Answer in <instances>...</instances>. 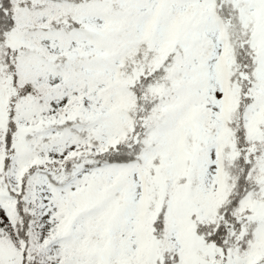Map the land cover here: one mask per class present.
Masks as SVG:
<instances>
[{
    "label": "rangeland",
    "instance_id": "374dc122",
    "mask_svg": "<svg viewBox=\"0 0 264 264\" xmlns=\"http://www.w3.org/2000/svg\"><path fill=\"white\" fill-rule=\"evenodd\" d=\"M59 1L58 14L48 19L47 10L38 8L42 0H0V185L10 204L9 210L0 204V220L11 231L0 237V264H33L37 254L44 262L53 254L59 264H129L133 259L127 253L143 241L142 264H172L176 255L179 264H264V0H157L150 33L136 51L119 38L124 17L140 0ZM231 7L239 21L233 25L237 44L222 66L211 61L208 75L216 98L223 96L226 82L231 91L223 166L215 168L206 161L212 140L203 113L190 108L181 81L167 78L166 64L175 47L186 51L188 27ZM173 17L169 46L154 50L158 25L164 23L162 31H168L165 22ZM70 27L94 43L61 51L48 32ZM205 31L218 36L215 25ZM31 52L60 76H48L50 82L40 78L41 66L23 58ZM125 52L116 79L124 97L116 108L110 92L99 90L114 77L112 66L104 71L92 63L112 65ZM73 74L84 82L72 81ZM67 83L75 92L83 86L86 93L69 103L54 102L56 87ZM172 113L180 118L181 135L173 130L159 140L154 128ZM112 154L138 159L145 174V195L136 182L132 205L143 200L145 212L138 217L129 209L128 223L124 199L114 196L128 169L116 179L115 171L108 178L89 171L108 164ZM79 164L85 168L68 181ZM105 179L115 181L106 186ZM198 181L205 187L213 181L217 196L200 198ZM59 203L64 217L50 222ZM91 210L102 212L105 235L88 236L84 248L70 255L66 238L78 231L80 215ZM176 215L190 221L181 234L172 227ZM23 223L28 228L17 237L13 230Z\"/></svg>",
    "mask_w": 264,
    "mask_h": 264
},
{
    "label": "trees",
    "instance_id": "16d2710c",
    "mask_svg": "<svg viewBox=\"0 0 264 264\" xmlns=\"http://www.w3.org/2000/svg\"><path fill=\"white\" fill-rule=\"evenodd\" d=\"M139 6L136 9L124 17V25L125 31L124 34L119 38L120 42H128L130 46L134 48V51L137 50L140 46L144 45L146 39L150 33L153 21V15L155 14V10L157 8V0H140ZM215 2L216 0H207L208 3ZM59 0H42L40 6L38 8H43V10H47L45 12L46 18H53L54 15L58 14L60 7ZM53 7V11L50 12V8ZM55 7V8H54ZM92 9H95V5L91 6ZM223 8L222 10H218L215 14H206L204 19L200 20L198 23L188 27V39L186 43V51L184 52L180 47H175L172 51L171 57L169 58V62L166 64L168 69L167 78L170 79H178L184 84V93L189 98V106L190 108H196L202 111L203 116L205 118V122L210 128V138L211 144L209 145L208 154L206 157L207 162L214 163L215 168L223 166V141L222 137L227 131L229 126V110L231 103V91L228 82L225 83V91L222 97L216 98L212 93V84L209 82V70L212 65V60H217L215 63L217 66H222L224 57L227 56L229 48L234 46L236 43L235 40V29L233 25L238 26L239 21L235 15L234 8H230L227 10ZM1 16V12H0ZM228 17V19H227ZM1 22V19H0ZM176 22V17L168 19L165 24L168 28V31H162L161 23L158 25V34L157 39L153 44V49L158 51L161 49H165L170 44V40L166 38V35L169 31L172 30L173 25ZM209 24L215 25L218 27V36L215 38L208 34L205 29ZM51 32V33H50ZM48 32L50 35L56 37L59 40L58 47L61 51L65 52L69 50L71 47H79L83 44V42H93L94 39L84 32L81 29H76L74 27L70 28H59L57 30H52ZM70 40L73 43H70ZM128 52V51H126ZM123 53L117 56V61L112 65L106 61H100L99 63H92V65H97V67L103 68L105 71L107 68L111 67L114 70V77L111 81H105L104 84L99 85L100 91H109V102L112 103L116 108H120L123 95V89L116 84V79H118V74L120 67L125 62V56L127 53ZM23 58L30 64L35 66H41V71L39 73L40 78H44L47 81L50 79L48 76H60V72L48 66L44 60L31 52L28 55H24ZM214 60V61H215ZM84 79L80 76L72 75V81ZM56 80L51 81V83H56ZM90 86L94 89L96 86L95 82H90ZM67 88L65 90L64 88ZM83 86L78 85L76 92L73 90V87L67 83L64 87L58 86L57 92L54 94L56 99L54 102H58L57 99L61 98L60 103H69L73 99L77 98V96L84 95L86 90L82 89ZM60 95V96H58ZM123 96V97H122ZM212 98V100L210 99ZM51 101H53L51 99ZM55 106V105H53ZM180 118L177 114L172 113L167 117L165 121L159 122L155 126V133L159 140L162 138L161 136H165L170 131H176L177 134L181 135L180 128ZM167 132H164V131ZM179 136V135H178ZM10 137H8L9 139ZM212 152V155H210ZM126 154V153H125ZM125 154L116 155L112 154L110 158L107 160L108 164H97L96 170H93L92 167L89 171L93 174L102 175L101 177L108 178V175L111 172L115 171V179L117 178V174L121 169H128L129 174L126 179L119 185L114 196L118 201H121L122 198L125 201L126 206V216H123L124 221L126 223L130 222V215L133 211H129V209H133V214L141 215L144 214L146 204L142 200L141 203L136 205V207L132 208L134 197V187L136 182L139 184V190L141 194L144 196L146 190L145 184V174L140 170L138 165V159H134L133 157H127ZM137 162V163H136ZM75 167V166H74ZM85 168V164H79L78 170L75 171L73 169L70 172L68 177V181L74 180L78 178V172ZM114 175V174H113ZM114 178V177H113ZM137 180V181H136ZM113 181V179L111 180ZM115 181V180H114ZM113 181V182H114ZM35 182V181H34ZM112 182V183H113ZM215 182V181H214ZM112 183H108L105 179L104 185L109 186ZM205 185V184H204ZM201 181H198L195 184V188L197 194L200 198H204L207 201H211V199L215 198L218 193L217 185H213V181L210 183V187H205ZM34 184L32 183V188ZM60 186V188H62ZM170 189V184H169ZM35 198V194L33 193V199ZM8 198L1 193V185H0V204L6 210H9L10 204H8ZM113 202V201H112ZM32 203V201H31ZM136 203V202H135ZM31 205H28V208ZM52 206V205H51ZM57 206V208H55ZM51 210V215L48 217L50 222L60 221L64 217V207L62 203H59ZM31 212V211H30ZM161 213V212H160ZM33 212L30 213L32 217L30 220L32 223L35 222L33 217ZM102 212L98 210H91L83 213L79 217V227L78 231L72 232L68 235L65 242L69 244L67 248L68 254L79 253L85 246L88 236H91L94 240H101L105 235V226L101 220ZM25 220V219H24ZM158 224V223H157ZM32 225V224H31ZM190 225V221L186 216H175L173 219L172 227H174L180 234L184 231L187 226ZM21 225V227H17L13 230V233L17 231V237L19 234L26 230L28 227ZM34 228V227H31ZM221 231V230H217ZM9 227L2 223L0 220V237H4L9 235L10 233ZM125 234L124 229L122 231ZM22 234V233H21ZM217 242L219 238H215ZM171 241V240H170ZM172 244V243H171ZM173 246V245H172ZM128 256H130L133 260H130L129 264H142L144 259L147 256V251L143 244L138 245L137 251L134 253L128 252ZM126 255V252H125ZM49 260L44 262L40 259V256L37 254L36 259L33 261V264H59L57 258L53 254H48ZM83 264V263H81ZM172 264H179L177 255L174 257V261Z\"/></svg>",
    "mask_w": 264,
    "mask_h": 264
}]
</instances>
